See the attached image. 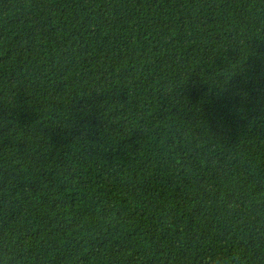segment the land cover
<instances>
[{
    "label": "trees",
    "instance_id": "16d2710c",
    "mask_svg": "<svg viewBox=\"0 0 264 264\" xmlns=\"http://www.w3.org/2000/svg\"><path fill=\"white\" fill-rule=\"evenodd\" d=\"M264 264V0H0V264Z\"/></svg>",
    "mask_w": 264,
    "mask_h": 264
},
{
    "label": "clouds",
    "instance_id": "9594fccd",
    "mask_svg": "<svg viewBox=\"0 0 264 264\" xmlns=\"http://www.w3.org/2000/svg\"><path fill=\"white\" fill-rule=\"evenodd\" d=\"M210 264H227L226 261H221L219 258L211 260Z\"/></svg>",
    "mask_w": 264,
    "mask_h": 264
}]
</instances>
